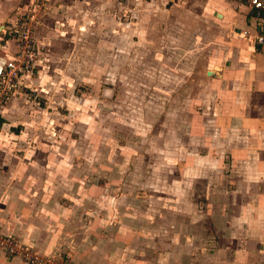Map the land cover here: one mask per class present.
Here are the masks:
<instances>
[{
    "label": "rangeland",
    "instance_id": "1",
    "mask_svg": "<svg viewBox=\"0 0 264 264\" xmlns=\"http://www.w3.org/2000/svg\"><path fill=\"white\" fill-rule=\"evenodd\" d=\"M25 1L0 0V24L13 29L20 17L32 24L24 53L32 70L4 105L0 137L11 99L33 106L30 150L13 154L24 155L28 190L42 191L41 221L64 215L75 225L78 212L85 227L76 230L96 224V242L120 238L127 261L213 264L219 239L228 237L218 226L235 220L236 200L232 152L225 133L218 135L228 124L216 119L219 85L207 69L231 59L240 41L222 23L167 0H86L81 9L68 0V10L49 20L61 0H30L19 9ZM12 36L10 55L19 42ZM211 115V145L203 149ZM63 195L62 211L54 210ZM239 216L248 219L249 210ZM70 230L42 248L0 228V240L11 237L16 250L0 243V256L16 264H81Z\"/></svg>",
    "mask_w": 264,
    "mask_h": 264
},
{
    "label": "crops",
    "instance_id": "2",
    "mask_svg": "<svg viewBox=\"0 0 264 264\" xmlns=\"http://www.w3.org/2000/svg\"><path fill=\"white\" fill-rule=\"evenodd\" d=\"M28 1L30 0H26L19 9L26 6ZM85 2L86 0H74L73 4L81 9L87 6ZM167 2L183 3L182 5H185L186 10L192 15H202L203 21L222 23V27L230 30V34L240 41L237 42L238 45L233 44L231 47L229 51L231 59L207 69L212 71L209 79L216 80L219 85L217 93L219 96L214 101L218 103L214 112L218 114L216 119L228 124L224 131L218 130V135L221 138L222 133H225L223 138L225 144L229 145L226 149L232 152L235 188L230 192L236 200L234 206H231L236 213L235 220L225 223L222 221L218 226L220 231L226 230L223 235L228 237L219 239L220 248L213 264H264V45L256 40L258 35H264V21L258 19L249 6L239 0H167ZM56 6L52 11H48L47 20L51 16L56 17L55 14L59 11L62 13L68 10L70 1H58ZM10 31V25L0 24V42L9 55L16 50V42ZM39 32L37 31L38 34ZM216 66H219V69H216ZM42 89L45 91L46 88ZM19 98L14 97L7 104L1 134L3 137H0L1 230L18 233L22 237L34 240L40 247L47 248L60 239L59 232L68 233V230L72 229L70 230H74L72 249L75 258L81 264H144L140 261H127L123 257L120 238L105 236L106 239L96 242L102 234V230L99 231L100 227L96 224L92 229L84 228L85 230L77 231L76 225L85 227L83 222L76 219L77 211L72 217L75 225L68 226L67 222L63 221L65 219L63 214L53 221L52 218L49 219L54 225L41 221L39 214H42L45 207L39 201L38 195L42 191L34 187L28 190L32 180L24 174L25 169L21 164L25 160L24 155L16 158L13 154L15 150H24L25 153L30 150V143L27 141L31 139L30 135H33L34 131L32 128L28 132L31 127L29 124L34 119L33 106L26 108ZM206 119L210 125L209 128L202 126L203 149L211 145L206 130H211L212 122L214 123L212 115ZM24 127H27V131ZM189 135H192L194 141L197 139L195 142H200L195 133L191 134L190 131ZM7 140L11 143H7ZM222 146L225 148V145ZM28 195L31 197L27 198ZM24 198L28 200L22 201ZM54 199L57 197L54 196ZM65 199L67 198L63 195L60 200H56L54 210H61V201ZM49 206L50 204L46 208L48 212ZM62 209L68 210L66 206ZM243 210H249L248 219L239 216ZM230 233L233 235H229ZM0 264L16 263L0 256Z\"/></svg>",
    "mask_w": 264,
    "mask_h": 264
},
{
    "label": "built area",
    "instance_id": "3",
    "mask_svg": "<svg viewBox=\"0 0 264 264\" xmlns=\"http://www.w3.org/2000/svg\"><path fill=\"white\" fill-rule=\"evenodd\" d=\"M249 6L255 16L264 21V0H239ZM15 28L11 29V34L18 38V51L14 55H9L3 49L0 42V125L2 124L3 108L5 103L16 93L22 92L23 85L21 78L25 72L32 70L30 64L31 54L24 56V53L31 47L29 41L32 38V24L26 17H20ZM257 42L264 45V35L257 36ZM2 239V238H1ZM0 243L8 251L13 253L15 250L11 237H4ZM37 258V257H36ZM34 261V260H33Z\"/></svg>",
    "mask_w": 264,
    "mask_h": 264
},
{
    "label": "water",
    "instance_id": "4",
    "mask_svg": "<svg viewBox=\"0 0 264 264\" xmlns=\"http://www.w3.org/2000/svg\"><path fill=\"white\" fill-rule=\"evenodd\" d=\"M207 73H208V74H211V73H212V71H208Z\"/></svg>",
    "mask_w": 264,
    "mask_h": 264
},
{
    "label": "bare ground",
    "instance_id": "5",
    "mask_svg": "<svg viewBox=\"0 0 264 264\" xmlns=\"http://www.w3.org/2000/svg\"><path fill=\"white\" fill-rule=\"evenodd\" d=\"M216 69H219V66H216Z\"/></svg>",
    "mask_w": 264,
    "mask_h": 264
}]
</instances>
